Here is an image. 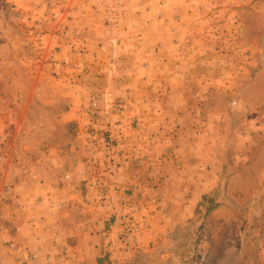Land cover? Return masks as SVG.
Here are the masks:
<instances>
[{
	"label": "rangeland",
	"instance_id": "374dc122",
	"mask_svg": "<svg viewBox=\"0 0 264 264\" xmlns=\"http://www.w3.org/2000/svg\"><path fill=\"white\" fill-rule=\"evenodd\" d=\"M262 191L264 0H0V264H264Z\"/></svg>",
	"mask_w": 264,
	"mask_h": 264
},
{
	"label": "built area",
	"instance_id": "2783aa9c",
	"mask_svg": "<svg viewBox=\"0 0 264 264\" xmlns=\"http://www.w3.org/2000/svg\"><path fill=\"white\" fill-rule=\"evenodd\" d=\"M132 216V214L124 213L118 218L121 225L119 242L126 249H130L136 243L142 231V223Z\"/></svg>",
	"mask_w": 264,
	"mask_h": 264
},
{
	"label": "crops",
	"instance_id": "0c3cea01",
	"mask_svg": "<svg viewBox=\"0 0 264 264\" xmlns=\"http://www.w3.org/2000/svg\"><path fill=\"white\" fill-rule=\"evenodd\" d=\"M127 175V174H126ZM132 177H130V176H126V178H124V174H122L120 177H118L117 178V180H114V181H116L117 183H120L119 184V186L121 187V188H125V187H129L130 185H132L134 182H136V180L135 179H133ZM119 186H116V187H119ZM207 187H211V185H208ZM207 191H209V190H207ZM206 191V192H207ZM262 194H264V191H262ZM255 210V209H254ZM254 216H251V218H253ZM254 221H256L257 222V224L258 225H262V223H264V215H261L260 213L257 215V217L255 218L254 217ZM261 222V223H260ZM32 225H31V224ZM26 225L30 228V230H31V232H36V235L38 236V238L39 239H41V238H44V237H42V236H39L40 235V233H41V230H39L37 227H40V226H38V225H36V222L35 221H29V223H26ZM36 228L38 229V231L36 230ZM53 239V238H52ZM34 241H36V239L34 240ZM45 241H47L46 240V238H44L43 240H42V242L45 244ZM51 242H53L52 240H51ZM26 243H29V240L27 241V240H25V244ZM34 243V242H33ZM43 243H41V244H43ZM30 244V243H29ZM261 253H262V251H261Z\"/></svg>",
	"mask_w": 264,
	"mask_h": 264
}]
</instances>
